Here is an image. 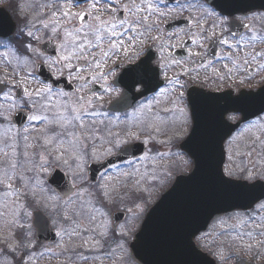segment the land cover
Here are the masks:
<instances>
[{"label":"snow or ice","instance_id":"1","mask_svg":"<svg viewBox=\"0 0 264 264\" xmlns=\"http://www.w3.org/2000/svg\"><path fill=\"white\" fill-rule=\"evenodd\" d=\"M85 4L86 8L80 7ZM168 5L169 0H140L139 3L136 0H128L127 3L122 0H46L39 5L43 11H39L35 18H22V27H9L0 20V45L23 53V59L16 57L18 64L34 66L33 71L23 77L18 78V73L13 70L11 76L0 78V97L9 102L7 107L0 105V122H6L0 123V126L5 136L15 130L10 143L0 141L4 143V148L0 149L4 157L0 160V185L3 186L0 194L4 197L14 196L17 201L23 197L24 203L19 207L24 209L29 201H35L38 195L36 188L40 193H48L46 199L56 202L52 223L67 225L56 231L55 235H66L70 240L79 238L82 245L91 242L87 251H99L103 247L101 241L107 240L108 231L107 225L97 220V215L102 218L108 213L85 199L93 195L85 187L88 184L86 169L93 162L98 164L99 168L95 171L104 169L100 172L102 180H106L109 172L116 169L124 178L123 187H127V182L131 181L135 192L150 194L151 188L145 185L154 186L162 182L161 176L156 174L155 164L152 169L146 167L143 173L135 165L146 160L154 162L157 157L163 160L169 155L157 152L149 156L152 149L145 150L143 146L155 140L154 133L166 134V129L161 127L165 123L161 113L178 112L181 127L191 125L190 134L179 147L186 149L187 155L195 161L192 175L200 173L206 164L217 185L246 199L247 207L252 209V214H233L217 221L222 235L230 237L232 241H240L237 245L239 252L230 253L227 257L221 252L219 259H237L239 264H244L243 257L252 254L254 249L255 258L264 255V215H261L264 212V184L259 183L264 181V101L254 110H248L245 107L247 96L241 92L230 97L229 107L219 114H213L210 106L221 98L209 95L195 84L202 71L205 72V79L221 82L235 79L240 84L252 78L250 73L264 71V64H258L255 68L251 66L258 58H264V53L250 55L245 52L242 63L239 56L234 58L233 54L264 38L232 28L227 29V36L224 35L226 25L239 21L237 13L244 14L245 20L249 18L247 0H195L186 6L179 5L177 0L181 12L187 7L198 9L202 14L184 20L196 28V32L189 36L192 44L203 48L204 41L208 40L213 47L227 46L229 51L224 53L221 49V52H214L212 59H207L206 53L189 51L188 57L197 58L192 61L193 67H186L185 61L180 59L164 63L165 48L171 46L161 44L157 55L152 51L153 45L146 44V40L160 39L159 35L150 36V33L157 32L160 21L173 15L174 9ZM16 7L20 9L19 4ZM73 8L79 10L73 11ZM208 21L211 23L205 28ZM242 27L246 30L251 28L249 24ZM38 32L50 33L48 41L56 44L59 52L55 59L42 58L40 50L34 46L41 41ZM180 32L187 35L184 29H180ZM29 54L40 58L32 60ZM124 60L135 63H122ZM7 62L11 64V61ZM44 64L49 69L47 75L38 71ZM229 64L232 66L229 67ZM218 65H222L223 71ZM173 67L183 70L168 76L167 72ZM161 70L164 86H161ZM242 73L248 75L240 78ZM38 76H43V80H37ZM62 80L68 82L63 88L60 86ZM71 81H77L78 86L72 88ZM32 82H38L40 86L31 88ZM113 84L123 86L122 99L127 107L135 105L129 114L135 123L118 131L115 130L118 126L115 122L120 121V117L110 116L102 110V104L98 106L104 97L96 91L97 88L102 89L104 94L118 91ZM162 104L167 106L161 107ZM17 125L21 127L17 128ZM236 129L240 131L233 135ZM145 133L147 138L141 140V135ZM245 133L248 135L241 140ZM174 138L169 136L167 143ZM224 142H227L233 156H242L246 160V163L237 166L238 171L222 167L216 159ZM21 145L23 150L18 152ZM8 149L12 150L11 157ZM113 156L130 170L121 171L116 161L111 159ZM180 158L185 165L191 163L183 155ZM37 171L46 179L36 180L35 187L30 188ZM27 173L33 175L28 176ZM162 175L166 178L169 173ZM69 177L73 187L80 188L79 192H73L75 200L67 193L64 197L57 195V191H64V182ZM14 181L17 182L16 187ZM258 187L260 191H257ZM114 192L116 185L109 189L106 183H101L96 186V199L100 203H113L111 193ZM139 198L143 199L142 196ZM136 207L143 211L142 204ZM20 215L31 216V213H13V220L8 221L20 230L13 234L17 243L12 251L14 253L16 248L21 249V254L14 259L18 264H29L36 245L32 242L30 226L19 222ZM115 219L119 220V217ZM47 224L45 220L42 230H46ZM129 231L121 225L120 231L116 232L113 226V241L117 247L123 249V240ZM117 237L120 239L117 240ZM227 246V242L222 244L223 248ZM114 255L115 250H112L105 253L103 258L113 259ZM76 258L87 262L101 257L77 253ZM68 259L72 260V257Z\"/></svg>","mask_w":264,"mask_h":264},{"label":"rangeland","instance_id":"2","mask_svg":"<svg viewBox=\"0 0 264 264\" xmlns=\"http://www.w3.org/2000/svg\"><path fill=\"white\" fill-rule=\"evenodd\" d=\"M10 0H0V5L6 6L8 11H10L11 15L15 14V5L10 2L8 5L7 3ZM20 1V0H19ZM46 0H21L20 4L25 11L26 14H28L27 17L30 19H33L37 16L39 11H43L39 8V5L42 3H45ZM123 3H127L128 0H122ZM140 0H136V3H139ZM174 15L180 13L178 10L173 12ZM18 18V15H16ZM170 17V16H168ZM167 17V18H168ZM14 19H16L14 17ZM167 19L161 20L160 25H162L164 22H166ZM22 23V22H21ZM196 32L193 30H188V33H194ZM50 33L48 32H38L37 35L41 37V41H44L48 39V35ZM171 41V40H170ZM169 42V41H168ZM34 44L35 47L39 49V44ZM172 44L175 42L172 41ZM2 50H0V78H3L5 75L11 76L13 73V70H15L16 73H18V78L25 76L28 72H31L33 70L34 66H26L23 64H18L16 57H19L23 59L22 55H16L12 49H6L2 45ZM197 49V47H195ZM40 50V49H39ZM59 53V52H58ZM166 56V54H165ZM30 59L37 60L40 57H37L35 54H29ZM42 58L47 59L45 56L42 55ZM7 61H11V64H8ZM47 68V64H44ZM38 82H32L30 87L36 88L39 87ZM8 101H5L4 99L0 100V105H4L7 107ZM162 107V106H161ZM2 110V109H0ZM161 117L164 119L165 123L161 125L162 128L166 129V134L163 132L160 134L162 138H160L158 141H165V143H158V150H154L153 147H149L152 149V152L149 153V156H154L157 152L161 153H171L169 150L172 149V143H167L169 136L179 137L178 140L182 137V134H184L189 126L187 127H181V117L178 112L175 113H161ZM0 123H6V122H0ZM118 126L115 128V130H120V128L123 127H132L135 123L134 118L129 116V118L126 120V118L121 119L120 121L115 122ZM22 131V130H21ZM38 133H33V135H36ZM15 135V130L13 133H9L8 136H5L4 129L2 126H0V141H10V137ZM248 134L245 133L244 136H241L240 139L243 140L245 136ZM143 140V139H142ZM157 142L156 140H154ZM4 148V143L0 142V149ZM22 145L17 149L18 152L22 151ZM30 151H34V149H30ZM102 151V150H101ZM9 156L11 157L12 150L8 149ZM179 154V153H177ZM227 159L225 160L226 165L224 168H227L229 170H236L238 171L239 163L246 162L244 157L237 156L238 159L235 160V156H233V153L228 149ZM181 155V154H180ZM180 155L172 154L171 156L167 155L163 158V160L157 159L153 162L151 160H146L143 162L137 163L136 167H138L143 173L145 171V168L152 169L155 164V171L157 175L161 176L162 182L156 183L154 186L151 185H145L146 187H150L151 191L149 193H137L132 188L133 182H127V187H123L122 185L125 183L124 180L120 179L122 176L118 177H110L107 181L109 183H106L108 185V188L111 189L113 185H116V191L114 193H111V199L113 200V203H108L105 201L104 203H100L96 199V195L94 192L95 190L92 189V185L90 182L85 185V187L88 188L89 192L93 193L92 196H86L85 199L92 201L95 203V205L99 208H101V211L107 212L108 215L104 217H100L97 215V220L101 224L107 225V231H108V237L107 240L102 242L103 247L99 251H87L89 247H91V242L88 245H82V242L79 238L73 237L71 240L68 236H64V240L59 243L58 245L53 246L43 245L41 243L36 242L34 238V228L31 226V219L30 216H24L20 215L18 220L19 222L26 223L30 226L31 233H32V242L36 245L35 248L32 249L33 258L31 261H29V264H137L135 260L133 261L132 256L130 255V252L127 247V241H129L136 229L141 224V220L143 219L145 215V207L149 204L152 205L153 199L155 197H158V194L162 193L165 188H167L172 179L173 175L175 174H183L184 172H188L189 169L191 170V166L189 164L185 165L184 161L180 158ZM230 156L232 157L230 159ZM185 157V156H184ZM244 158V160H243ZM4 159L2 153H0V160ZM185 159H188V157H185ZM255 159V157H254ZM236 161V162H235ZM238 163V164H237ZM164 172L169 173V175L165 178L162 174ZM37 173H39L37 171ZM29 176L30 174L27 173ZM32 176V175H31ZM87 177V175H86ZM44 179V177L38 174H35V179L32 181V183L29 185L30 188L35 187V181ZM87 179V178H86ZM120 179V180H119ZM79 182H77L78 184ZM14 187L17 186V182H13ZM38 193L35 201H29L28 207L24 209H20L19 204L24 203V198L20 197L19 201L16 200V197L10 196V197H4L2 194H0V264H18V261L14 259V257H18L21 254V249L16 248V251L13 253L12 247H15L17 241L13 238V234L20 231L15 224H9L8 221L13 220V213L17 212H30L32 214V211L40 210L43 212L46 216H49L50 219V226H52L55 230H61L62 227H66L67 225H58L53 224L52 220L55 216V213L53 212V208L55 207L56 202L50 201L46 199V197L49 195L48 193H40L39 188L35 189ZM3 191V186L0 185V193ZM79 187H73V192H79ZM72 192V193H73ZM143 197V199H140L139 197ZM73 200L76 199L75 196H72ZM62 204L63 202L60 201ZM125 205L127 206V210H130L129 219L124 224L125 230L130 229L128 232V236L123 240V243L126 240V243H124L123 249L117 247V243L112 241L113 239H110L113 237V231L112 229L109 232V224L108 219L110 215V209L116 210L119 206ZM137 204L143 205V211L138 209L136 207ZM7 205V207L5 206ZM47 205V206H45ZM132 207H134L135 211L134 213L131 212ZM132 214V215H131ZM233 214H237L234 212L228 213L227 215H217V217L214 218V220L210 223L207 232L203 233L201 235H198L196 238V242L199 245V247L209 253L218 263L222 264H239V260L237 259H230L221 261L219 259V254L222 252L224 256H228L230 253L239 252L240 249L237 247L239 245L240 241H232L230 237L226 235H222V228L217 223V221L221 217H227ZM239 214V213H238ZM252 214V212L250 213ZM261 215H264V212L261 213ZM230 223H234V221H230ZM123 225V224H122ZM111 228V226H110ZM116 232H119L121 227L119 226L116 228ZM119 230V231H118ZM245 231L247 229H244ZM112 232V234H110ZM117 240L120 238L117 237ZM228 246L226 248L222 247V244L226 243ZM107 243V246H106ZM112 243V244H111ZM111 244V245H110ZM82 245V246H81ZM11 246V247H10ZM67 248L68 251H62V249ZM48 249H51V251H46ZM72 249H75V251H72ZM35 250V252H34ZM112 250H115V255L113 259H104L103 256L105 253L110 252ZM264 251V250H262ZM43 253V255H41ZM77 253H83L84 255L89 256H99L101 258L99 259H93L89 260L87 262L80 261L76 258ZM11 254V255H10ZM72 257V260H69L68 258ZM244 263H253V264H264V255L260 256L259 258H255V249L253 250L252 254L245 255L243 257Z\"/></svg>","mask_w":264,"mask_h":264},{"label":"water","instance_id":"3","mask_svg":"<svg viewBox=\"0 0 264 264\" xmlns=\"http://www.w3.org/2000/svg\"><path fill=\"white\" fill-rule=\"evenodd\" d=\"M0 20L6 26H13L9 15L3 9H0ZM42 48L49 54H53L55 49L50 42L45 43ZM38 71L48 74L44 67ZM254 97L259 98L260 93L248 94L247 99L251 107L248 110H254L264 101L261 98L259 102L252 104ZM212 112L220 113L218 109H213ZM221 147L222 150L218 151L216 159L223 166V144ZM193 162L195 167V161ZM96 169L97 167H91L92 176L97 173ZM192 172L178 176L170 190L163 194L143 220L142 227L131 243L132 254L141 264H215L196 249L193 237L206 228L214 215L238 208L248 209L246 199L231 194L230 190L215 183L206 164L197 175L193 176ZM66 188L64 183V191ZM260 190L258 187L257 191ZM41 217L42 220L39 215L34 221L38 230L37 237L53 240L54 237L47 228L42 230L44 217Z\"/></svg>","mask_w":264,"mask_h":264},{"label":"flooded vegetation","instance_id":"4","mask_svg":"<svg viewBox=\"0 0 264 264\" xmlns=\"http://www.w3.org/2000/svg\"><path fill=\"white\" fill-rule=\"evenodd\" d=\"M195 0H185V6L189 3H194ZM248 5L250 6V11L247 13V16L249 17L248 19H243L244 14L242 13H237V16L240 18L239 21L237 23H230L229 25L225 26V32L224 35L227 36V29L232 28V29H238L239 32L244 33V32H248L249 35L255 33L256 35L260 36L261 38H264V0H249ZM81 8H86L87 5H81ZM79 9L77 8H73V11H78ZM185 18H195V17H200L202 14L198 9L195 8H187L185 7ZM231 20V18H229ZM211 21H208V23H206L204 25L205 28L208 27V24H210ZM243 24H249L251 26L250 30H246L242 27ZM232 26H236V28H233ZM187 27L190 28V30L195 31L196 28L194 26H189L187 24ZM187 29V28H186ZM177 30V29H176ZM217 32L219 33V30H217ZM173 33H178L176 31H174ZM172 33V40H176V43L173 45H170L171 47H166L165 48V52H164V59L162 62L167 63L169 60L171 59H180V60H184L185 61V66L186 67H193L194 64L192 63V61H195L197 58L195 56L192 57H188V53L189 51L191 52H201V53H206V58L207 59H212L213 58V53L214 52H221V49H223L224 53H227L229 51V49L227 48V46H215L213 47L211 45V42L208 40L204 41V47H198L195 44H192L191 41L189 40L188 37V33L187 35H185L184 33L179 32L180 35H173ZM209 35H211V32L208 33ZM191 35V33H190ZM151 36H155V35H151ZM188 40L189 44L188 46H186V48L184 49V47H182L181 45H183L184 41ZM232 43L234 44L235 41H232ZM146 44H152V51L154 53H156L157 55L159 54V46L161 44H158L157 40L156 41H150V43ZM195 47H197V49H195ZM175 50H180V52L178 53H186V57L182 58V57H178V58H174L173 57V52ZM245 52L249 53L250 55H255L256 52H261L264 53V39L257 41L253 46L251 47H246L244 48L242 51L240 52H233L234 54V58L236 56H239L240 62L242 63L243 59L245 58ZM166 54V56H165ZM250 58V57H249ZM135 63V61H127L124 60L122 61V63ZM153 63L155 64L156 61L153 60ZM258 64H264V58H258L256 63H253L251 66L253 68L257 67ZM232 65L229 64V67H231ZM218 68H220L221 71H223V67L222 65H218ZM183 69L181 67H173L171 70H169L167 72L168 76H172L180 71H182ZM162 74L160 76V80L161 83H163L164 77H163V70H161ZM86 74V73H85ZM65 75H67V73H65ZM211 75V71L209 70V76ZM245 75H248L247 73H242L240 78H243ZM251 75V79L250 80H246L245 83L240 84L238 82V80H232V81H224L221 82L219 80H213L211 78L205 79V72L202 71L200 73V79L196 82L195 86L198 88H204L205 90L208 91H213L216 93H222V92H230V96H234V95H238L243 89H250V90H254V89H258L264 86V71L259 72V74H256L255 72L250 73ZM187 79V78H185ZM75 84V86H78V82L77 81H71ZM113 86L118 89V91L112 92L111 94H104L103 90L100 88H97L96 91L103 95V100L100 101L98 103L103 105V109L105 108L106 103H109L112 100H115L117 97H120L121 92H122V87L120 85L117 84H113ZM164 86V85H162ZM163 99V98H161ZM162 107H165L167 105H161ZM135 107V105L133 106ZM110 116H119L121 114H109ZM147 136V133H146Z\"/></svg>","mask_w":264,"mask_h":264}]
</instances>
